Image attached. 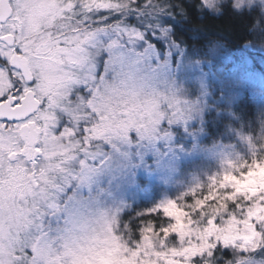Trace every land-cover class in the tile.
<instances>
[{"label": "clouds", "instance_id": "1", "mask_svg": "<svg viewBox=\"0 0 264 264\" xmlns=\"http://www.w3.org/2000/svg\"><path fill=\"white\" fill-rule=\"evenodd\" d=\"M261 169L264 0H0V264H264Z\"/></svg>", "mask_w": 264, "mask_h": 264}, {"label": "trees", "instance_id": "2", "mask_svg": "<svg viewBox=\"0 0 264 264\" xmlns=\"http://www.w3.org/2000/svg\"><path fill=\"white\" fill-rule=\"evenodd\" d=\"M218 26L224 30L226 33L229 28L236 29L237 24L232 20V18L229 15H225L222 17L218 22H216Z\"/></svg>", "mask_w": 264, "mask_h": 264}, {"label": "rangeland", "instance_id": "3", "mask_svg": "<svg viewBox=\"0 0 264 264\" xmlns=\"http://www.w3.org/2000/svg\"><path fill=\"white\" fill-rule=\"evenodd\" d=\"M251 175H257V174H251ZM259 175L264 176V169H261V172L259 173ZM231 179H236V178L232 177ZM249 182L255 183L254 180H250ZM237 183H241V181H237ZM166 213L168 215H179L180 214V209L176 208L175 206H171V207L166 209Z\"/></svg>", "mask_w": 264, "mask_h": 264}, {"label": "snow or ice", "instance_id": "4", "mask_svg": "<svg viewBox=\"0 0 264 264\" xmlns=\"http://www.w3.org/2000/svg\"><path fill=\"white\" fill-rule=\"evenodd\" d=\"M163 39H164V37L161 36V40H163ZM151 43L153 44L154 48H161L162 47L160 40H154V41H151ZM145 55H150V53H148V51L146 50ZM249 55H250V53H249Z\"/></svg>", "mask_w": 264, "mask_h": 264}]
</instances>
